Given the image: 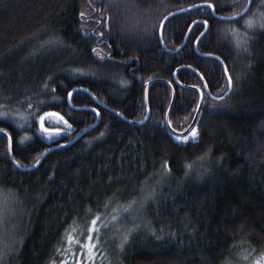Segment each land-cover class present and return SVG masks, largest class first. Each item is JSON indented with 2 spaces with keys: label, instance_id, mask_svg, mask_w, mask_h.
<instances>
[{
  "label": "trees",
  "instance_id": "1",
  "mask_svg": "<svg viewBox=\"0 0 264 264\" xmlns=\"http://www.w3.org/2000/svg\"><path fill=\"white\" fill-rule=\"evenodd\" d=\"M203 2L232 16L248 0H0V264L264 255V27L236 47L230 30L249 13L225 21L210 6L185 10ZM178 10L163 29L168 49L186 39L173 53L160 27ZM205 54L228 67L224 101L208 93L229 90L223 64ZM173 88L177 131L204 94L196 139L169 127ZM46 112L45 126L61 130L43 131L49 141Z\"/></svg>",
  "mask_w": 264,
  "mask_h": 264
},
{
  "label": "water",
  "instance_id": "2",
  "mask_svg": "<svg viewBox=\"0 0 264 264\" xmlns=\"http://www.w3.org/2000/svg\"><path fill=\"white\" fill-rule=\"evenodd\" d=\"M252 1H253V0H249V2H248V4L246 5L245 9H244L242 12H240V13H243V15H241V16H239V17L237 16V14H236V15H233V16H221V15H218L215 11H214V15L217 16L219 19H221V20H225V21H232V20L238 19V18H240V17H242V16H244L245 14L248 13V11L251 9ZM201 5H210V6H213L211 3H205V4L202 3V4L193 5L192 7L187 8V9H185V10L192 9V8H195V7H201ZM212 8H213V7H212ZM185 10H178V11H174V12L168 14V15L164 18V20H163V22H162V24H161V27H160V35L163 34V27H164L165 23L167 22V20H168L170 17H172L174 14H176V13H178V12H181V11H185ZM207 29H208V24L206 25V29H205V31L203 32V34L207 31ZM200 37H201V36H200ZM185 42H186V39H185V41L183 42V44H182L179 48H177L176 50H170V51H171V52H176V51L180 50V49L183 47V45L185 44ZM205 55L208 56V57H214V58H216V59H218V60H220V61L222 62L223 67H224V70H225V73H226V75H227V77H228V80H229V75H230V73H229L228 67H227L226 63L224 62V60H223L220 56H218L217 54H205ZM232 89H233V80H232V78H231V87L229 88L228 92H227L224 96H222V97H216V96L212 95L211 93H210V96H211L214 100H216V101H223L224 99H226V98L230 95V93L232 92ZM87 91H89V90H87ZM89 92L91 93V91H89ZM221 98H222V99H221ZM175 99H176V93H175V89L173 88V100H172L171 106H170L169 111H168L167 121H168L169 127L171 128V130H172L174 133L179 134V135H186L187 133L190 132V130L195 126V124H196V122H197V119H198L199 113H200L201 108H202V103H203L204 96H203V94L201 93V96H200V102H199V105H198V107H197V110H196V114H195V116H194V119H193L192 123H191V124L185 129V130H183V131H177V130H175V129L171 126V124H170V122H169L170 111H171V109H172V107H173V104H174ZM46 114L50 115V114H54V112H46L45 114H43V115L41 116V117H43V121H41V119H40V127H41V129H42L43 131H46L45 129H51V128H48V127L45 126L44 120H45V118L48 116V115H46ZM149 115H150V109H149V106H148V114H147V116H146L145 119H147V118L149 117ZM99 121H100V116H99V118H98L97 123H98ZM143 121H144V120H143ZM143 121H142V122H143ZM88 129H89V128L83 130V131L79 134V136H81V135H83L85 132H87ZM2 132H4V133L7 134L6 131H2ZM52 149H53V147H52V148H49L48 150H46V151L42 154V156L40 157V159L38 160V162H37L34 166L27 167L26 169H33L38 163H40V162L42 161V159L44 158V156H45L49 151H51Z\"/></svg>",
  "mask_w": 264,
  "mask_h": 264
},
{
  "label": "rangeland",
  "instance_id": "3",
  "mask_svg": "<svg viewBox=\"0 0 264 264\" xmlns=\"http://www.w3.org/2000/svg\"><path fill=\"white\" fill-rule=\"evenodd\" d=\"M254 1V0H253ZM259 1V0H257ZM256 1V2H257ZM251 11L248 12L249 15L245 18V20L239 24V25H233V28L230 30V37H231V40H232V43L238 47V46H241V44H246L248 39L251 38V34L253 33L254 29L256 28L255 25L252 26V27H249L248 24H246L245 22L251 17L253 18L254 20L258 19L261 12L263 13L264 12V0H260V2L255 5L252 3V6H251ZM229 27V26H228ZM231 27H229L230 29ZM236 43V44H235ZM196 129V128H195ZM42 130V129H41ZM197 130V129H196ZM198 132V130H197ZM44 140H50L52 139L55 134L54 133H46V132H43V130L41 131L40 133ZM186 135L189 136V139H196L197 136L195 138H192L191 137V133H187Z\"/></svg>",
  "mask_w": 264,
  "mask_h": 264
},
{
  "label": "snow or ice",
  "instance_id": "4",
  "mask_svg": "<svg viewBox=\"0 0 264 264\" xmlns=\"http://www.w3.org/2000/svg\"><path fill=\"white\" fill-rule=\"evenodd\" d=\"M212 7L214 8L215 6L213 5ZM241 15H243V13H237L238 17ZM194 23L205 25V24H207V21H197ZM245 23L248 24L249 27H252L254 25L259 26V27H264V14H261V18L259 20H254L253 18L250 17ZM203 35H207V32L202 34V36ZM201 42H202V38H201ZM229 87H231V76L230 75H229ZM69 95H70V93H69ZM5 115H7V113H0V116H5ZM46 115H48V114H46ZM57 115H59V113H57ZM40 119H41V121H43V117H41ZM45 130L46 131H56V132L61 131L60 129H54V130L53 129H45ZM190 133H191L192 138H195L198 135V132L195 128H192L190 130ZM177 139H179L182 142H187L189 140V136L188 135L179 136V137H177ZM94 224H95V220L93 221V225ZM94 230L95 229L89 230V232H90V234L88 236L89 242H91V240H92L91 232ZM125 239H126V237H125ZM80 247L82 250L90 251L92 247H95V245L89 243L88 245H80ZM120 247L121 248L123 247V241L121 242ZM62 264H65V262H62ZM77 264H79L78 261H77ZM254 264H264V255H262L260 259L255 260Z\"/></svg>",
  "mask_w": 264,
  "mask_h": 264
},
{
  "label": "bare ground",
  "instance_id": "5",
  "mask_svg": "<svg viewBox=\"0 0 264 264\" xmlns=\"http://www.w3.org/2000/svg\"><path fill=\"white\" fill-rule=\"evenodd\" d=\"M248 2H249V0H248ZM203 3L205 4V3H210V2H203ZM252 3H253V1H252ZM200 4H202V3H200ZM211 4H212V3H211ZM247 4H248V3H247ZM196 5H197V4H196ZM212 5H213V4H212ZM201 6H210V5H201ZM210 7L212 8V6H210ZM244 9H245V8H244ZM244 9H243V10H244ZM243 10H242V11H243ZM212 11H213V14H214V11L217 13V11L215 10V7L212 8ZM242 11H241V12H242ZM181 12H182V11H181ZM171 13H172V12H171ZM178 13H180V12H178ZM239 13H240V12H239ZM176 14H177V13H176ZM217 14H218V15H221V16H225V15H222V14H219V13H217ZM174 15H175V14H174ZM235 15H236V14H235ZM214 16H215V15H214ZM232 16H233V15H232ZM215 17L218 18L217 16H215ZM218 19H219V18H218ZM207 24H208V23H207ZM208 27H209V25H208ZM163 29H164V27H163ZM160 38H161V42H162L163 46L166 48V50H167V51H170L171 49H168V48L165 46V43H164V40H163V34L160 35ZM181 49H182V48H181ZM175 50H176V49H175ZM178 51H179V50H178ZM176 52H177V51H176ZM173 53H175V52H173ZM224 62H225V61H224ZM155 81H156V80H155ZM153 82H154V81H151V82L149 83V86H150ZM229 88H230V87H229ZM148 90H149V87H148ZM232 90H233V89H232ZM227 92H228V91H227ZM227 92H226V93H227ZM201 93L203 94V92H200V94H201ZM208 93H209V94L211 93V92L209 91V89H208ZM231 93H232V92H231ZM231 93H230V94H231ZM72 94H73V93H72ZM72 94H71V95H72ZM211 94H212V93H211ZM71 95H70V97H71ZM212 95H213V94H212ZM203 96H204V94H203ZM223 96H224V95H223ZM229 96H230V95H229ZM229 96H228V97H229ZM210 97H211V96H210ZM216 97H217V96H216ZM221 97H222V96H221ZM228 97H227V98H228ZM211 98H212V97H211ZM227 98H226V99H227ZM212 99H213V98H212ZM226 99H224V100H226ZM213 100H214V99H213ZM224 100H223V101H224ZM203 101H204V99H203ZM215 101H216V100H215ZM146 102H147V104H149L148 92H147V94H146ZM218 102H220V101H218ZM202 104H203V103H202ZM79 134H80V133H79ZM79 134L77 135V137H79ZM81 136H82V135H81ZM33 166H34V165H33Z\"/></svg>",
  "mask_w": 264,
  "mask_h": 264
}]
</instances>
